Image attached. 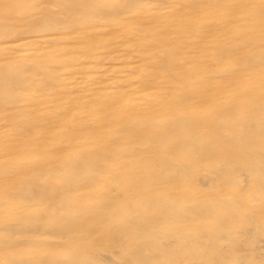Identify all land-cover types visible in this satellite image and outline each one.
Listing matches in <instances>:
<instances>
[{
    "label": "bare ground",
    "instance_id": "1",
    "mask_svg": "<svg viewBox=\"0 0 264 264\" xmlns=\"http://www.w3.org/2000/svg\"><path fill=\"white\" fill-rule=\"evenodd\" d=\"M34 1L10 3L15 11L0 0V264H264V2L229 3L230 23L202 20L194 42L190 21L143 12L152 0ZM238 15L254 28L235 29ZM116 27L125 32L106 54L125 44L145 70V103L124 99L128 75L115 82L125 92L112 81L106 95L91 86L87 95L84 81L65 108L62 74L79 83L90 71L101 84L106 67L133 62L125 49L69 55L66 42L78 31L93 46ZM214 30L224 43L202 42ZM33 43L66 45L47 59ZM42 104L53 111L45 120Z\"/></svg>",
    "mask_w": 264,
    "mask_h": 264
},
{
    "label": "rangeland",
    "instance_id": "2",
    "mask_svg": "<svg viewBox=\"0 0 264 264\" xmlns=\"http://www.w3.org/2000/svg\"><path fill=\"white\" fill-rule=\"evenodd\" d=\"M6 1V0H5ZM8 1V0H7ZM43 1L44 0H35L34 2L35 3H43ZM101 1H104L105 3H107V4H114V3H116V2H118V3H121L123 0H101ZM172 1V2H171ZM174 1L175 0H170V1H168V2H166V4L165 3H163V4H159V1H154V0H152L151 1V4L150 5H148L149 7H147V6H145L146 8H145V11H143V12H146L147 13V11H148V9L150 10V11H152V10H156V11H153V12H158L161 16H164V21H168V22H170V24H171V22H172V20H173V22L176 24V23H189V21H190V23H192V24H194V28L195 29H193V31H192V33H191V36H190V34H189V36L191 37V39H190V37H187L190 41H194V42H196L197 41V35H199L200 34V32H201V30H200V27H201V22H202V20H209L210 21V19H212L211 17H214L213 18V20L211 21V22H209L210 24H219V22H220V24H221V22H222V24H229L230 23V19H231V17L229 16V14H228V4L230 3H235V2H237V1H239V0H228V2H227V0H221V1H219V0H216V1H218V2H216L215 0H182L181 2H179V0H178V2L177 1H175L176 3V5L174 4ZM13 2L14 1H10L9 0V2H6V3H12L13 4ZM15 2H17V0H15ZM14 2V3H15ZM214 2H215V4H218V5H214ZM254 2H258V1H253V3H252V1H250V2H247V4L250 6H254ZM261 3H263L264 2V0H261L260 1ZM5 2H3V4H4ZM154 3L156 4L157 3V5L155 6L154 5ZM250 3V4H249ZM8 4V5H9ZM12 4H10V6H8L7 4V6L6 5H3V7H7V9L9 10L10 8L11 9H15L14 7H12ZM45 4L47 5V4H49V6H50V8L52 7V6H54V5H52L51 3H46L45 2ZM53 4H55V3H53ZM153 4V5H152ZM179 4V5H178ZM181 4V5H180ZM223 4V5H222ZM174 5V6H173ZM222 5V7H220V6ZM13 6H15L16 7V4H14ZM165 6L167 7V8H165ZM177 6H179V7H181V8H179V7H177ZM216 6V7H215ZM220 8H222V9H220ZM152 7L154 8V9H152ZM162 7H163V9H162ZM177 7V8H176ZM197 7V8H196ZM214 7V8H213ZM161 8V9H160ZM211 8V9H210ZM53 9V8H52ZM57 9H59L58 8V6L56 7V5L54 6V11H57ZM152 9V10H151ZM166 9H168V10H166ZM202 9V10H201ZM163 10V11H162ZM210 10V11H209ZM213 10H215V11H213ZM15 11H16V9H15ZM167 13H166V12ZM178 11H179V13H178ZM149 12V11H148ZM165 12V13H164ZM173 12V13H172ZM183 12V13H182ZM194 12V13H193ZM201 12V13H200ZM171 13L173 14L171 17H170V15H171ZM180 13H181V16H178V15H180ZM204 13V14H203ZM64 14V13H63ZM128 13H126V15H127ZM166 14L169 16V18H168V16H166ZM175 14V15H174ZM211 14V15H210ZM213 14V15H212ZM16 15H19V16H17V17H22L23 16V13H19V12H15V16ZM65 15V14H64ZM64 15H62V17H65ZM126 15H124L123 14V16L122 17H124V16H126ZM177 15V16H176ZM193 15V16H192ZM209 15V16H208ZM223 15V16H222ZM228 15V16H227ZM239 15H241V14H239ZM238 15V16H239ZM128 17H129V15H127ZM127 16L126 17H124L123 19H125V18H127ZM235 16H237L236 14H235ZM242 16V15H241ZM120 18H121V16H119ZM206 17H207V19H206ZM244 17V16H243ZM228 18H230V19H228ZM238 18V21L236 22V26H234V28L235 29H237V30H242L243 28L244 29H250L251 27H253L254 28V22H248V21H243L241 18H240V16L239 17H237ZM239 18L241 19V20H239ZM66 19V18H65ZM68 19V18H67ZM129 19H131V18H129ZM172 19V20H171ZM175 19V20H174ZM219 21H218V20ZM103 20H106V19H103ZM186 20H187V22H186ZM229 20V21H228ZM110 21V20H109ZM129 21L130 20H127L126 22H128L129 23ZM133 21H136V20H133ZM218 21V23H216ZM240 21H242V22H240ZM106 22H108V21H106ZM111 22V21H110ZM208 22V21H207ZM224 22V23H223ZM239 22V23H238ZM17 23V22H16ZM126 24V25H129V24ZM123 24H125V23H123ZM126 25H122V26H126ZM196 25V26H195ZM253 25V26H252ZM17 28H18V26H24V24L21 22H18L16 25H15ZM121 26V27H122ZM200 26V27H199ZM228 26V25H227ZM20 27V28H21ZM172 27L173 28H175L174 27V25H172ZM117 28H119V27H116V28H114L113 30L114 31H112L111 29H106V31H105V33H103V34H101V35H99V36H97V39H95V41H96V43L93 45V46H89V45H87V43H89L90 42V40L89 41H87V39H85V40H81V39H78V38H80L81 37V33L79 34V33H74V35H76V36H73V38L72 39H70V40H68V42H66L68 45H70L71 46V48H69L70 50L68 51V54L69 55H71V53H82V52H87V53H89V55H93V56H95V55H99V56H103V55H110V53H112V54H116V51H118L119 50V48H117L116 50H114V52H112V50L111 49H109L108 50V54H106L107 53V50H106V48H107V46H109L110 45V42L113 40H118V38L120 37V35H123V33L125 32V30H124V32H122V29H123V27H122V29L120 28V29H117ZM197 28V29H196ZM115 29H117V31L115 30ZM124 29H126L127 30V27L126 28H124ZM175 31L176 30H178L177 28H175L174 29ZM185 31V30H184ZM196 31H198V32H196ZM220 30H218L217 32H216V30H214V32L212 31L211 32V34L210 33H206V34H204V38L203 37H201V38H203L204 39V41H202V42H206L207 40L209 41L210 39H214V40H221V43L223 44L224 43V39L221 37H218L219 36V32ZM227 31V30H226ZM249 31V30H248ZM110 32V33H109ZM223 33H225V31L223 30L222 31ZM34 34H39V33H37V32H35ZM209 35V36H208ZM203 36V35H202ZM216 38V39H215ZM196 39V40H195ZM21 41H23V40H20V42ZM80 43H79V42ZM17 43H19V41H17ZM66 43H60V44H57V45H55V46H46V44H41L40 45V47L37 45V43H33L34 44V47L32 48V47H29L30 45H28V46H25L26 48H32L34 51H38V47H39V51L40 52H42L43 51V53H42V55H45L44 57L45 58H56V56H55V54H57V51L60 49V47H65V45H66ZM35 44H36V46H38L37 47V49H34V48H36V46H35ZM65 44V45H64ZM13 45V44H12ZM59 45V46H58ZM44 48H43V47ZM122 46H124V48H121ZM120 48H121V50L123 51V49H125V44H123ZM119 47V46H118ZM58 48V49H57ZM73 48H75V49H73ZM88 48V49H87ZM212 48V47H211ZM211 48H207V49H205L207 52H209V54H210V52H212L211 54H214L213 52H216V50L214 49V51H213V49H211ZM43 49V50H42ZM108 49V48H107ZM121 50H119L120 52L118 53V54H120V53H122V51ZM211 50V51H210ZM38 51V52H39ZM125 51H127L126 49L124 50V52ZM204 51V50H203ZM123 52V53H124ZM202 52V51H201ZM201 52H198V53H201ZM207 52L205 53V52H202L201 54L202 55H205V54H207ZM6 54V55H5ZM5 54H1V55H5V57L6 56H9V58L10 57H12V56H16L17 54H18V51L17 52H15V53H13V55H12V53H5ZM7 54H10V55H7ZM192 55H193V53H191ZM196 54H197V52H196ZM41 55V54H40ZM41 55V56H42ZM124 56H125V58H124V56H122V54H121V58H123L124 60H125V62H128L129 61V58L131 59L130 61H133L132 60V58L133 57H131L130 55L128 56L127 55V53L125 52L124 54H123ZM2 57V56H1ZM2 58H4V57H2ZM127 58V59H126ZM123 59H120V60H122V62L124 61ZM89 60H91L92 61V65H93V63L95 64V62H94V60L93 59H89ZM128 60V61H127ZM135 60H136V58H135ZM102 61V62H101ZM100 65H101V67L99 68V69H101L102 70V68H103V66L105 67V65H103L104 63L105 64H107L108 63V65H110V63H112L111 61H110V58L109 57H107V58H104L103 60H100ZM110 62V63H109ZM120 62V61H119ZM119 62H116V64L118 65L119 64V66H117V67H122V66H124V67H129L128 69H131V70H128L127 68H124L123 67V70L125 69V70H128L127 72H125L124 73V71H121V69H120V71L119 70H117V69H119V68H115L116 66L115 65H110V66H108V67H106L107 69H108V71H106V69H104L106 72H103V73H105V74H108V76H110L111 77V79H110V77H109V79L107 80V81H101V84L100 83H98V82H100V80L97 82L96 81V79H95V77L97 76V74L95 73V71L93 70V72L95 73V74H91V72L90 71H86L87 73H83L82 74V72H81V70H77V71H75L76 72V75L75 76H80L81 74H82V77H78V78H81L80 80H79V83H76V82H78V80H76V81H74V79H72V77H68V76H66L65 74H62V75H64V77H61V79L63 80V82L67 85L66 86V89H64V93H62V95L64 96V98H63V96H61L60 97V94H56V97H58L59 99H60V101L63 103V106L66 108V107H68L69 106V108H70V110L73 108V106H76L75 104V102H73V101H71V99L70 98H72L73 96H79L80 94H78V95H75L74 93L76 92V91H80V90H82V86H83V84L82 83H84V81H87L88 82V84H87V88H86V94L88 95L89 94V92L91 91L90 89H89V86H91V88L92 89H96V88H98L99 89V87H100V90H101V87H102V89L104 90V92H105V95H106V93H107V91H105V89H107V90H111L112 88L110 87L111 85H110V83L112 82V83H114L115 84V82H117V81H119L118 79H120V77H122L121 79H126L127 77L126 76H128V75H130V77H131V79L130 80H132V81H134V84H132L131 86H129L128 87V85L127 84H122V85H124V88L126 89V92H127V96H125L124 97V99L125 100H127L128 99V96L129 97H131L129 100H132L134 103H137L138 102V104H139V102L141 103V105H143L145 102H143V100L145 99V97L143 96V95H147V94H145L144 92L145 91H147L146 89H145V87H143V86H141L140 87V85L141 84H139V82L140 81H138L139 79H140V77H138V76H140L141 75V77H142V75L144 74V73H142V72H145V70L143 69V68H141L140 67V65H138L137 63H139V62H137V63H135L134 61L131 63H129V65H128V63L127 64H125L124 62V64H122L121 62L119 63ZM135 63V64H134ZM121 64V65H120ZM137 64V65H136ZM95 65H93V68L95 69V67H94ZM114 68H113V67ZM136 66H138V67H136ZM97 67V66H96ZM112 67V68H111ZM131 67H135V68H138V70H136L137 72H138V74H137V72H135V71H133V69L131 68ZM67 69V67L65 66L64 67V65L62 66V67H60L59 68V71H58V73H65L64 71ZM109 68H110V70H109ZM134 68V69H135ZM62 69V70H61ZM65 69V70H64ZM98 69V68H97ZM142 69V70H141ZM64 70V71H63ZM104 70H102V71H104ZM112 70V71H111ZM113 70H115V72L113 71ZM118 71V73H117V71ZM144 70V71H143ZM114 72L115 74H113V73H109V72ZM147 71V70H146ZM149 71V70H148ZM90 72V73H89ZM122 74V73H124V74H120V73ZM132 72V73H131ZM150 72V71H149ZM29 74V73H28ZM90 74V75H89ZM117 74H120L119 75V78L118 77H113V75L114 76H118ZM86 76H88L87 78L88 79H92V81L90 80V82L87 80V78H86ZM126 77V78H125ZM129 77V78H130ZM133 77V78H132ZM78 78H76V79H78ZM120 79V81L122 82V80ZM133 79H135V80H133ZM94 81L96 82L95 84H93L94 83ZM137 82V86H134V85H136V82ZM40 82L41 81H37V83H35V86L37 87V86H39V85H41L40 84ZM142 82V81H141ZM98 83V85H96ZM78 84H80V85H78ZM91 84H93V85H91ZM109 85V86H108ZM116 85V84H115ZM122 85H120L119 87H118V84L116 85L117 87L115 88L116 90H114V89H112V91H111V94H113L114 93V91H115V93H116V91L118 92H125V90H124V88H123V86ZM125 85H126V87H125ZM105 86V87H104ZM132 86L134 87V90H132ZM107 87V88H106ZM140 88V90L138 89V88ZM105 88V89H104ZM111 88V89H110ZM119 88V89H118ZM78 89V90H77ZM90 90V91H89ZM114 90V91H113ZM73 91V92H72ZM133 91H134V93H135V96H136V94L139 92V94H141V95H139V94H137L138 95V97L136 98V97H133L134 96V93H133ZM54 90H52V89H48V90H45L44 91V94H49V95H53L54 94ZM71 92V93H70ZM129 92H130V94H129ZM132 92V93H131ZM152 92V91H151ZM36 92H33V91H31L29 94H28V96H27V98L29 97V98H35L34 96H32L33 94H35ZM103 93V91L101 90L100 91V94H102ZM142 93H143V95H142ZM71 94H73V95H71ZM92 94V92H90V95ZM94 94V93H93ZM96 94V93H95ZM95 94L93 95V96H95ZM99 94V95H100ZM37 94H35V96H36ZM97 96H98V94H96ZM105 95H103V96H105ZM117 95H119L120 96V94L119 93H117ZM152 95H153V93H152ZM152 95H150L152 98H150V100H152L155 96H152ZM92 96V95H91ZM97 96L96 97H92L93 98V100H95L96 98H97ZM103 96H102V98H103ZM107 98H109V99H111V96H108ZM107 98L106 99H104V100H107ZM139 98H141V99H139ZM101 99V98H100ZM74 100H77L76 98L74 99ZM124 100V101H125ZM138 100V101H137ZM140 100V101H139ZM80 101V103H81V101L84 103L85 101L82 99V100H79ZM122 101H123V99H122ZM123 101V102H124ZM51 102H54L53 100L51 101ZM69 102V103H68ZM66 103V104H65ZM88 103H92L91 101L89 102L88 101ZM82 104V103H81ZM77 105H79L78 103H77ZM43 107H45V106H43V104L41 105V108L37 111L38 112V115H39V117L38 118H40V119H43V120H45L46 118H48L50 115H51V113H53V111H48L47 112V110H46V107L45 108H43ZM159 106L158 105H155L154 107H153V109L155 108H158ZM29 108V107H28ZM76 111L74 110L73 111V113H70V115L68 114V117H70V116H74L76 113H75ZM79 112V111H78ZM18 120V119H17ZM20 120H21V118H19V120L17 121V122H20ZM199 181V183H204V179H202V178H199L198 180H197V182ZM202 181V182H201ZM205 187H207L206 185H205ZM257 200H254V202H255V204H258L259 202L257 201ZM254 202H253V204H254ZM262 236V235H261ZM263 237V236H262ZM261 237V238H262ZM261 244H263L262 243V241H261ZM264 245V244H263ZM263 260H264V257H263Z\"/></svg>",
    "mask_w": 264,
    "mask_h": 264
}]
</instances>
